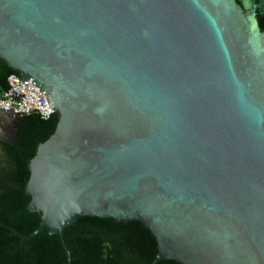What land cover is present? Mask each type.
Instances as JSON below:
<instances>
[{"label":"water","instance_id":"1","mask_svg":"<svg viewBox=\"0 0 264 264\" xmlns=\"http://www.w3.org/2000/svg\"><path fill=\"white\" fill-rule=\"evenodd\" d=\"M259 17L264 0H0V60L59 115L30 163V237L70 257L79 219L135 221L153 264H264ZM0 116L13 145L23 117Z\"/></svg>","mask_w":264,"mask_h":264},{"label":"trees","instance_id":"2","mask_svg":"<svg viewBox=\"0 0 264 264\" xmlns=\"http://www.w3.org/2000/svg\"><path fill=\"white\" fill-rule=\"evenodd\" d=\"M258 22L264 31V18L259 17ZM11 75L18 74L0 60V96L8 91ZM58 123V114L48 120L38 114L24 116L15 143L0 142V264H153L157 241L135 221L125 225L106 218L79 219L62 233L70 257L60 238L49 230L30 237L42 222L38 213L28 209L30 163L38 147L54 135Z\"/></svg>","mask_w":264,"mask_h":264},{"label":"built area","instance_id":"3","mask_svg":"<svg viewBox=\"0 0 264 264\" xmlns=\"http://www.w3.org/2000/svg\"><path fill=\"white\" fill-rule=\"evenodd\" d=\"M8 91L0 96V113L17 116L38 114L48 120L56 114L49 98L33 80H22L18 75L8 78Z\"/></svg>","mask_w":264,"mask_h":264},{"label":"flooded vegetation","instance_id":"4","mask_svg":"<svg viewBox=\"0 0 264 264\" xmlns=\"http://www.w3.org/2000/svg\"><path fill=\"white\" fill-rule=\"evenodd\" d=\"M2 122L3 121L1 120V116H0V124H2ZM6 127L7 129L6 128L2 129L3 132L1 133V135L3 136V138H1V142H4V143H8L9 137H11V133L14 128V122L8 123Z\"/></svg>","mask_w":264,"mask_h":264},{"label":"rangeland","instance_id":"5","mask_svg":"<svg viewBox=\"0 0 264 264\" xmlns=\"http://www.w3.org/2000/svg\"><path fill=\"white\" fill-rule=\"evenodd\" d=\"M5 127H4V125L2 126V124H0V142H1V138H3V136L1 135V133L3 132V130L2 129H4ZM7 129V128H6ZM5 129V130H6Z\"/></svg>","mask_w":264,"mask_h":264}]
</instances>
